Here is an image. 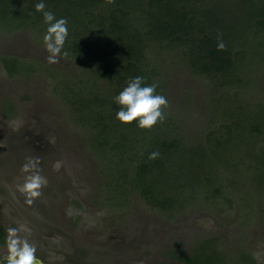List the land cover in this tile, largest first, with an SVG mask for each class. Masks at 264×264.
I'll return each instance as SVG.
<instances>
[{"label":"rangeland","instance_id":"374dc122","mask_svg":"<svg viewBox=\"0 0 264 264\" xmlns=\"http://www.w3.org/2000/svg\"><path fill=\"white\" fill-rule=\"evenodd\" d=\"M36 28L7 34L0 24V57L34 61V67L40 63L37 73L25 79L23 72L19 77L7 76L0 62V222L6 229L17 228L20 238L37 246L39 253H51L48 264L60 254L68 255L64 264L70 255V264L75 259L78 264L165 262V249L188 250L199 236L218 239L219 249L230 261L237 262L242 251L256 264H264V183L255 162H241L239 170L222 173L233 185L217 202L203 200L202 192L196 191L180 210L159 212L149 207L117 183L103 154L93 150L95 133L87 116L94 105L81 110L77 99L73 106V96L92 97L103 90L102 77L95 67L78 70L61 56L58 63L49 64L41 27ZM257 61L244 92L253 106L264 103L263 70L253 77L254 70L262 69ZM171 62H166L161 77L168 100L164 116L175 121L184 143L196 144L217 110L212 88ZM5 101L14 108L10 118L2 108ZM253 142L245 136L235 140L230 150L242 156L254 150ZM30 157L39 159L40 175L46 181L31 205L20 191L32 174L22 170ZM74 216L79 219L72 222Z\"/></svg>","mask_w":264,"mask_h":264},{"label":"trees","instance_id":"16d2710c","mask_svg":"<svg viewBox=\"0 0 264 264\" xmlns=\"http://www.w3.org/2000/svg\"><path fill=\"white\" fill-rule=\"evenodd\" d=\"M39 2L0 0L3 32L41 27L39 36L43 38L48 25L43 13L35 11ZM43 3L45 11L68 22V37L60 56L78 65V70L93 66L102 77L103 90L92 97L73 96L72 103L74 106L79 99L81 110L94 105L87 116V124L95 133L93 150L103 154L110 165L107 169L116 174L117 183L132 190L129 193L159 212L180 210L196 191L202 192L203 200L217 202L233 185L222 173L239 170V163L245 161L255 162L254 169L259 170L264 183V103L253 106L244 93L251 83L248 75L255 60L262 69L254 70L253 77L264 72V0H43ZM218 36L225 44L222 51L217 49ZM64 52L68 54L66 57ZM168 60L192 76L208 81L212 88V102L217 110L196 144L188 140L184 143L177 124L169 117L151 129H141L137 122L125 125L116 119L120 106L114 97L130 79L143 77L142 86L155 84V94L164 96L161 77ZM0 62L7 76L23 72L25 79L33 77L40 65L37 62L34 67L31 63L34 61L13 55L0 57ZM2 108L7 118L13 115L9 101ZM245 136L254 139V150L234 155L230 150L234 141ZM153 152L159 153L154 160L149 159ZM221 162L222 169L218 166ZM74 205L79 211L80 206ZM78 219L74 216L71 221ZM5 243V228L0 223V246ZM219 248L218 239L199 236L188 250L177 246L165 249L166 261L154 264H256L249 253L242 251L237 262L230 261Z\"/></svg>","mask_w":264,"mask_h":264},{"label":"clouds","instance_id":"9594fccd","mask_svg":"<svg viewBox=\"0 0 264 264\" xmlns=\"http://www.w3.org/2000/svg\"><path fill=\"white\" fill-rule=\"evenodd\" d=\"M46 5L41 2L35 5V11L43 13L44 22L48 25L43 42L46 47L48 63H58L65 41L68 37L67 20L65 18L56 19L51 11H45ZM217 49L222 51L225 44L218 36ZM66 57L67 52L63 53ZM143 77L137 76L130 79L127 86L114 97L115 103L120 106L116 113V119L125 125L133 122L138 123L141 129H151L158 122L165 119L163 109L168 106V100L163 95L156 93L157 85L142 86ZM159 153H150L149 159L158 158ZM38 158H28L22 170L25 173H32L25 178L20 191L27 197L26 203L31 205L34 198L41 195L40 189L46 183L44 177L40 175ZM7 255L0 264H43L36 256L37 249L32 246L27 239H21L17 228L7 230Z\"/></svg>","mask_w":264,"mask_h":264},{"label":"flooded vegetation","instance_id":"af4514ba","mask_svg":"<svg viewBox=\"0 0 264 264\" xmlns=\"http://www.w3.org/2000/svg\"><path fill=\"white\" fill-rule=\"evenodd\" d=\"M1 223V222H0ZM2 224V223H1ZM3 225V224H2ZM4 226V225H3ZM4 228H5V233H6V238H7V229H6V227L4 226ZM6 247H7V245H6V243L4 244V245H2V246H0V250H2V249H6ZM37 247V246H36ZM35 247V248H36ZM51 254V253H50ZM50 254H45V253H39L38 251L36 252V256H37V258L39 259V260H41L42 262H43V264H48V261H46V258H47V256H49ZM7 255V251L5 250V252L4 251H2V253H1V255H0V261H3V259H4V257ZM66 256H68V255H62V254H60L59 255V257H60V259H58V260H56V261H50V263L49 264H64L63 263V261L65 260L64 258L66 257ZM71 256V255H70ZM69 256V258H68V260H67V262H68V264H70V262L72 261L71 260V257ZM71 260V261H70ZM70 261V262H69ZM76 264H78L79 262H77L76 261V259H75V261H74ZM74 263V264H75ZM71 264H73V263H71Z\"/></svg>","mask_w":264,"mask_h":264}]
</instances>
